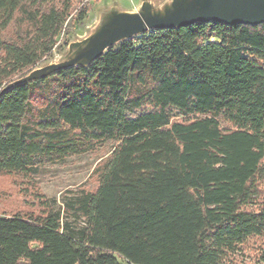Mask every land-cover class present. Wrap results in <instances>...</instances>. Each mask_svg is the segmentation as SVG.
Listing matches in <instances>:
<instances>
[{
  "label": "trees",
  "instance_id": "trees-1",
  "mask_svg": "<svg viewBox=\"0 0 264 264\" xmlns=\"http://www.w3.org/2000/svg\"><path fill=\"white\" fill-rule=\"evenodd\" d=\"M54 1L0 0V93L56 47L71 5L47 9ZM18 14L34 33L13 44L3 36ZM50 81L60 91L40 96L34 114V91ZM107 141L117 145L99 186L79 198L86 226L72 229L53 211L0 217V264H225L239 255L264 236V25L153 31L88 69L0 97V174L29 175L37 161Z\"/></svg>",
  "mask_w": 264,
  "mask_h": 264
},
{
  "label": "rangeland",
  "instance_id": "rangeland-1",
  "mask_svg": "<svg viewBox=\"0 0 264 264\" xmlns=\"http://www.w3.org/2000/svg\"><path fill=\"white\" fill-rule=\"evenodd\" d=\"M68 0H55L49 5L60 9ZM144 0H70V17L64 26L63 33L53 51L36 66L61 60L67 53L69 45L76 39L84 38L97 24L99 11L118 2L123 10H134ZM162 1V0H152ZM85 10L82 20H78ZM46 9V8H44ZM34 33L32 25L21 14L16 15L13 24L4 32V40L21 44ZM138 38H135L137 41ZM215 41V40H213ZM119 46V45H118ZM116 46V47H118ZM115 47V48H116ZM24 73L14 75L4 85L21 78ZM55 81L35 89L36 100L33 102V112L42 110V97L59 92ZM145 109L137 114H142ZM114 141H107L87 154L73 156L62 161L49 163L37 161L34 172L29 175L0 174V217H11L20 214L26 217L46 216L49 212H60L63 224H69L72 229L86 226V220L79 211V198L83 194L93 193L99 186L100 168L105 164L116 147ZM264 196V183L261 184ZM225 264H264V236L253 238L242 248L239 255L231 258Z\"/></svg>",
  "mask_w": 264,
  "mask_h": 264
},
{
  "label": "water",
  "instance_id": "water-1",
  "mask_svg": "<svg viewBox=\"0 0 264 264\" xmlns=\"http://www.w3.org/2000/svg\"><path fill=\"white\" fill-rule=\"evenodd\" d=\"M201 23L231 27L264 25V0H144L134 10H123L116 2L99 11L97 24L86 37L72 42L61 60L36 67L7 84L0 97L63 71L88 69L109 50L150 32L180 30Z\"/></svg>",
  "mask_w": 264,
  "mask_h": 264
}]
</instances>
